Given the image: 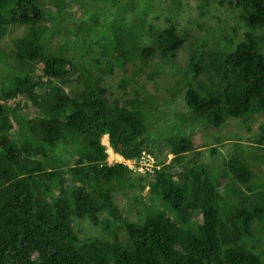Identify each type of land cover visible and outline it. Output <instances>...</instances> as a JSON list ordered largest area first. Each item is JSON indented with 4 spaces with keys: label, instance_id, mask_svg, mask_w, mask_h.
I'll list each match as a JSON object with an SVG mask.
<instances>
[{
    "label": "trees",
    "instance_id": "1",
    "mask_svg": "<svg viewBox=\"0 0 264 264\" xmlns=\"http://www.w3.org/2000/svg\"><path fill=\"white\" fill-rule=\"evenodd\" d=\"M70 1L55 0L50 6L43 0H0V31L27 26V33L13 40L17 73L0 92V264H264V186L254 183L252 160L238 152L229 156L224 166L231 194L227 185L222 192L207 165H181L185 155L196 151L187 132L156 138L155 128L162 123L159 102L151 100H160L158 95L132 86L131 97L125 91L123 99L116 98L79 62L51 52L46 40L63 31L61 12L69 11ZM112 1L113 13L125 20L130 8L117 14V3L126 0ZM202 1V14L203 7L216 2L237 16L232 25L219 21L224 26L215 30L217 44L205 43L193 52L187 74L179 79L188 77L184 100L191 120L221 127L229 117L264 112V0ZM82 2L85 14L87 0ZM172 2L168 24L155 32L148 29L150 39L143 45L138 43L143 25L125 33L130 40L117 41L107 34L119 26L101 13L93 25L74 19L80 12L71 10L68 22L93 26L96 36L86 27L84 34L111 42L113 58L142 60L138 72L155 57L174 58L187 42L188 34L174 20L182 2ZM78 75L84 86L68 90ZM178 115L167 121L179 124ZM260 128L264 132V124ZM105 134L125 159L142 160L148 153L158 167L132 176L126 164H109ZM255 142L264 150L263 133ZM154 145L158 151L170 147L169 163ZM212 149L217 152L216 146ZM119 185L138 192L134 203L140 205V222L125 217L115 201ZM82 219L108 236L79 237L74 224Z\"/></svg>",
    "mask_w": 264,
    "mask_h": 264
},
{
    "label": "rangeland",
    "instance_id": "2",
    "mask_svg": "<svg viewBox=\"0 0 264 264\" xmlns=\"http://www.w3.org/2000/svg\"><path fill=\"white\" fill-rule=\"evenodd\" d=\"M172 1L126 0L123 4L117 3V14L124 11L127 7L130 8L124 14L125 20H119L117 15L113 13L116 9V4L112 0H87L86 9L84 10L85 14H82V11H80L83 5L82 0H72V2H69V11L72 10L74 13L79 11L80 13H76L77 16L73 14V18L78 20L85 19L93 25L96 24V17H99L96 13H101L105 18L113 19L114 24L117 27L119 26V29L117 32L111 31L107 35L110 36L109 38L116 37L117 41L119 39L121 41L130 40L128 37L125 38V33H129L130 29L143 25L146 29L138 41V43L143 45L150 39V34L145 36V32L148 29L151 32H155L168 24L167 18L171 16L169 14L171 9L168 8L173 3ZM43 2L46 5L53 6L55 0H43ZM181 2V9L179 12L175 11L174 20L177 23L178 30L188 34L187 42L176 52L174 58L160 59L155 57L151 60L150 64L138 72H136V69L142 66V60L138 59L132 62L126 58V62L122 60L123 56L120 59L113 58V55L109 54L112 49L110 47H113V44L100 37H92L97 34L93 26H85L82 22L75 23V20L69 23L68 21L71 18L68 15L69 11L67 9L61 12L65 16L64 21L59 22V28H62L63 31L59 30L55 24L50 28L52 31L58 29V32L55 36L46 40L48 49L51 52L60 51V53H64L69 58L79 62L80 66L87 71L89 70L92 76L99 77V84L108 86L112 95L116 98L123 99L125 95V97H131L133 93L132 86H136L137 90L144 86L148 93L158 95L160 100H155L154 98L151 100L153 103L159 102V117L157 119L159 118V122L162 123V126L155 128V132L157 133L156 138L167 139L173 133L174 136H184L187 132L194 140L196 151L185 155L180 161L181 165H189L193 162L207 165L211 176L218 181L222 192L227 185L226 192L231 194V189L228 186L230 180L225 175L226 167L224 166V162L235 152H238L240 156L252 160L253 164L251 165L255 172L254 183L264 186V150L257 147V143L255 142L260 133L264 134L260 128L264 124V112L255 113L247 119L229 117L221 127L206 125L199 120H191V113L184 100L185 89L187 88L184 81H187L188 77L184 80L179 79L185 70V74H187V66L193 52L204 49L205 43L212 46L216 45V35L224 26V22L222 21L232 25L237 12L232 9L229 11V8L226 9L213 2L209 7H203L204 14H202L200 12L202 0H181ZM148 3L152 4L153 7L151 9H145L144 5H148ZM108 6L112 9L111 11L108 10ZM45 10L48 11V9ZM220 20L222 21L219 22ZM71 25L74 26L69 27ZM85 27L88 28L90 33H93L92 36L84 34ZM66 29L68 32H66ZM226 31H230V29L226 28L224 32ZM102 32L104 33V31ZM26 33L27 26L24 24H13L0 31V92L2 88L9 86L10 82L8 79L10 75L17 73L18 65L14 58L13 50L15 47L13 40ZM123 44L126 45V42ZM127 77L128 83L126 84L124 78ZM200 78L207 79V76L201 73ZM83 79L81 75L72 79L68 85V90L82 88L84 86ZM125 91H127V94L123 95ZM171 114H179L177 116L180 121L179 124L172 120L167 121L170 119ZM183 115L187 117L185 123ZM181 123L185 125H181ZM102 142L109 154L107 158L109 164L119 162L116 161V159L120 158L119 154L114 152L111 147H107V137L103 136ZM213 146H216L217 152L213 151ZM153 147L155 152L159 153L160 158H164L167 163L174 156V154L170 153L168 145H164L161 151H158L155 145ZM239 150H242V154ZM145 155H149L153 160L154 166L149 170L152 172L156 166L158 167V164L151 154L146 153ZM150 162L152 161L147 159L131 160L132 176L146 172L147 170H144L145 165L143 164ZM137 194L136 189L128 186L119 185L114 187L115 201L120 206L124 216L130 220L140 222L141 215L138 212L140 205L134 203V197ZM74 225L81 238L88 236H103L105 238L108 236L101 226L92 224L89 219L78 220ZM255 228L260 227L256 226ZM260 229H262L261 232L264 236V226Z\"/></svg>",
    "mask_w": 264,
    "mask_h": 264
},
{
    "label": "built area",
    "instance_id": "3",
    "mask_svg": "<svg viewBox=\"0 0 264 264\" xmlns=\"http://www.w3.org/2000/svg\"><path fill=\"white\" fill-rule=\"evenodd\" d=\"M105 137H107V134H105L104 135ZM119 157L120 158H118V159H116V161H119V162H122V163H124V164H126L130 169H131V166H130V162L131 161H129L128 159H125L122 155H120L119 154ZM145 159H147V160H151L152 162H150V163H145V164H143V165H145V169L144 170H150L152 167H153V160H152V158L149 156V155H146V157H145ZM109 163V162H108ZM141 163V162H140ZM141 165V164H140ZM133 170V169H132Z\"/></svg>",
    "mask_w": 264,
    "mask_h": 264
},
{
    "label": "bare ground",
    "instance_id": "4",
    "mask_svg": "<svg viewBox=\"0 0 264 264\" xmlns=\"http://www.w3.org/2000/svg\"><path fill=\"white\" fill-rule=\"evenodd\" d=\"M107 139H108V143H107V144H108V146H107V147H109V148H110L111 146H110V144H109V135H108V134H107ZM111 148H112V147H111ZM113 151H114V150H113ZM114 152H115V151H114ZM116 153H117V152H116ZM117 154H118V153H117ZM131 160H132V159H130L129 161H131ZM132 161H135V160H132Z\"/></svg>",
    "mask_w": 264,
    "mask_h": 264
}]
</instances>
